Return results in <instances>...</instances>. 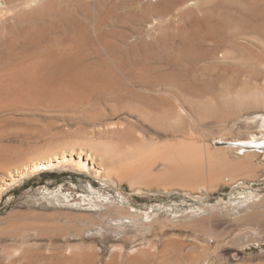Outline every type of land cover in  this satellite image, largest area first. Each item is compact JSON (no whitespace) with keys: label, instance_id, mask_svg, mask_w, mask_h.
<instances>
[{"label":"rangeland","instance_id":"374dc122","mask_svg":"<svg viewBox=\"0 0 264 264\" xmlns=\"http://www.w3.org/2000/svg\"><path fill=\"white\" fill-rule=\"evenodd\" d=\"M42 1L0 24V264H264V155L245 183L214 186L206 157L264 138V0ZM59 82H71L70 95L50 94ZM176 102L188 116L175 127ZM88 141L207 153L170 179L171 167L154 164L160 191L104 182L91 162V172L45 169L9 183L33 159Z\"/></svg>","mask_w":264,"mask_h":264},{"label":"bare ground","instance_id":"6f19581e","mask_svg":"<svg viewBox=\"0 0 264 264\" xmlns=\"http://www.w3.org/2000/svg\"><path fill=\"white\" fill-rule=\"evenodd\" d=\"M15 1V0H14ZM42 0H23V3L18 6V7H14V9L12 8H8V3L7 2H3L0 0V24H2V26H4L3 23H6L8 22L9 20L12 21L13 20V13L15 10L16 12H18L19 10H22V12L24 11H30L32 9H34ZM44 1V0H43ZM42 1V2H43ZM174 1V0H173ZM176 1V0H175ZM195 1V0H194ZM198 1V0H197ZM196 1L195 3V6L198 4ZM201 1V0H200ZM204 1V0H202ZM7 3V4H6ZM49 3V2H47ZM46 3V4H47ZM172 3V2H171ZM188 3V2H187ZM191 3V2H190ZM200 3V2H199ZM206 4V2H204ZM203 3V4H204ZM14 4V2H13ZM53 4V3H52ZM202 5V3H200ZM12 5V4H11ZM19 5V4H17ZM51 5V4H50ZM174 4H172L173 6ZM192 5H194L192 3ZM53 6V5H52ZM167 6H170V5H167ZM191 6V5H190ZM198 6V5H197ZM196 6V8H197ZM204 6V5H202ZM11 7V6H10ZM48 7H49V4H48ZM55 7V6H54ZM53 7V8H54ZM193 7V6H192ZM44 8V7H43ZM202 8V7H201ZM42 9V8H41ZM49 9V8H48ZM200 9V8H199ZM38 10V9H37ZM190 11V10H189ZM196 11V10H194ZM45 12V11H44ZM184 12V11H182ZM201 12V11H200ZM13 13V14H11ZM22 14V13H20ZM19 14V16H20ZM31 14V13H30ZM12 15V16H11ZM17 15V13H16ZM15 15V17H16ZM12 18H11V17ZM18 16V15H17ZM18 16V17H19ZM17 17V19H18ZM25 17V16H24ZM12 19V20H11ZM15 18V20H17ZM25 19V18H24ZM29 19H32V18H29ZM24 21V20H23ZM22 21V22H23ZM30 22V20H29ZM9 23V22H8ZM208 24V23H207ZM25 25V23H24ZM198 25V24H197ZM77 26V25H76ZM75 26V27H76ZM205 27V26H204ZM208 27V26H207ZM214 27V25H213ZM215 28V27H214ZM1 29V28H0ZM199 29V28H198ZM203 29V28H202ZM212 29V28H211ZM70 30V29H69ZM210 32V30H209ZM2 37V36H1ZM70 55V54H69ZM61 56V55H60ZM66 56V55H65ZM89 56V55H88ZM86 57V56H85ZM40 58H43V57H40ZM87 58V57H86ZM106 58V57H105ZM36 60V59H35ZM50 60V59H49ZM74 60V59H73ZM110 60V59H109ZM39 61V60H38ZM28 62V61H27ZM26 62V63H27ZM77 62V61H76ZM84 62V61H83ZM100 62V61H98ZM30 64V63H29ZM24 65V64H23ZM39 65V64H38ZM91 65V63H90ZM98 65V64H96ZM260 65V64H259ZM22 66V65H20ZM77 66V65H76ZM105 66V65H104ZM264 66V64H263ZM70 68V66H68ZM89 67V66H88ZM12 68V67H11ZM10 68V69H11ZM14 68V67H13ZM12 68V69H13ZM29 68V67H28ZM32 68H34L32 66ZM66 68V67H65ZM64 68V69H65ZM68 68V69H69ZM80 68V67H79ZM24 69H25V66H24ZM22 69V70H24ZM85 69V68H84ZM83 69V70H84ZM97 69V68H96ZM102 69V68H101ZM17 70V69H16ZM18 70H20V68H18ZM17 70V71H18ZM28 70V69H27ZM4 71V73L6 72V75H7V71L6 70H2ZM1 71V72H2ZM15 71V70H14ZM36 71V70H35ZM34 71V72H35ZM66 71V70H65ZM75 71V70H74ZM74 71H71V73L73 74ZM82 71V70H81ZM85 71V70H84ZM97 71V70H96ZM13 72V71H12ZM21 72V71H20ZM32 71L29 70V73H31ZM32 72V73H34ZM70 72V71H69ZM78 72V69L77 71ZM99 72V71H98ZM9 73V72H8ZM16 74V72H14ZM52 73V72H51ZM57 73V72H56ZM83 72L80 73V75L82 74ZM1 74V73H0ZM12 74V73H11ZM153 74V73H152ZM31 75V74H30ZM36 75V74H35ZM76 75V74H75ZM74 75V76H75ZM99 75V74H98ZM111 75V74H110ZM47 76V75H46ZM73 76V75H72ZM77 76V75H76ZM159 76V75H158ZM33 77V75H32ZM57 77V76H56ZM64 77V76H63ZM71 77V75H70ZM2 75H0V84H4L5 85V82L4 81H1L2 79ZM27 78V77H26ZM30 78V77H29ZM35 78V77H34ZM45 78V77H44ZM61 78V77H60ZM77 78V77H75ZM96 78V77H94ZM93 78V79H94ZM105 78V77H104ZM154 78V77H153ZM156 78V77H155ZM33 79V78H32ZM81 79V77H80ZM85 79V78H84ZM36 80V79H34ZM109 80V79H108ZM27 81V80H26ZM62 81V79H61ZM156 81V80H155ZM35 82V81H34ZM55 82H56V78H55ZM54 82V83H55ZM79 82V81H78ZM82 82V81H81ZM41 83V82H40ZM43 83V82H42ZM71 82H67L65 85V83L63 82H59L57 84L56 87L52 88V92H50L51 95H53V93H58L59 91H62V94L63 95H67L68 96V92L66 91L67 90V87H68V84H70ZM76 83V81H75ZM106 83V82H105ZM157 84V82H156ZM155 84V85H156ZM171 84V83H170ZM35 85H37L35 83ZM75 85V84H74ZM40 86V85H39ZM52 86V85H50ZM78 86V85H77ZM106 86V85H104ZM32 89V88H31ZM30 89V90H31ZM34 89V88H33ZM54 89H57V90H54ZM71 90V88H70ZM74 90V89H73ZM78 91V89H77ZM83 91V90H82ZM2 92V90H1ZM1 92H0V96H1ZM177 93V92H176ZM55 94V95H56ZM71 94V92H70ZM69 94V95H70ZM170 94V93H169ZM174 94V93H173ZM60 96V95H59ZM67 96H64L67 97ZM173 96V95H172ZM176 96V95H175ZM70 97V96H69ZM82 98V97H81ZM30 99V98H29ZM173 99V98H172ZM75 100V99H74ZM174 100V99H173ZM2 102V101H1ZM21 102V101H20ZM60 102V101H59ZM63 102V101H62ZM61 102V103H62ZM74 102V101H73ZM3 104V102H2ZM69 104V102L67 103ZM141 105V104H140ZM143 105V104H142ZM148 105V104H147ZM159 106V105H157ZM182 105L179 104V102L177 103H174L172 104L171 108H168L169 109V113H168V109H167V120H169V122H171L172 126L173 124H175V127L178 126L176 122L178 119L182 118V117H185V116H188V113L186 112V110L181 107ZM1 107V106H0ZM3 107V106H2ZM5 107V106H4ZM149 107V106H148ZM155 107H156V104H155ZM138 108V107H137ZM1 109V108H0ZM147 110V109H146ZM162 110V108H161ZM153 111V110H152ZM138 112V110L136 111ZM142 112V111H141ZM150 112V111H149ZM145 113V112H144ZM146 113L148 114V111H146ZM151 113V112H150ZM141 114V113H140ZM143 114V112H142ZM165 114V113H164ZM146 116V114H144ZM151 115V114H150ZM159 115V114H158ZM161 116V115H160ZM164 115H162L163 117ZM165 120V119H164ZM166 121V120H165ZM180 122V121H179ZM170 124V123H169ZM122 125V124H121ZM170 125V126H171ZM114 126V125H113ZM119 128V126L117 127V129ZM121 128V127H120ZM118 129V130H122V129ZM123 128V127H122ZM170 128V127H169ZM262 128L264 129V123H263V126ZM106 129L107 128H104L103 132L107 133L106 132ZM109 129V128H108ZM115 129H116V126L115 127H112L111 130L112 132L114 133L115 132ZM110 130V132H111ZM172 130V129H171ZM173 131V130H172ZM111 132V134H112ZM134 134V132H133ZM131 138V137H130ZM136 138V136H135ZM140 139V138H139ZM144 139V138H143ZM77 141V140H76ZM136 141H139V140H136ZM188 141V140H187ZM82 142V141H80ZM79 142V143H80ZM84 142V140H83ZM88 142H92V141H88ZM87 142V143H88ZM98 142V141H97ZM191 142V141H190ZM229 142V141H228ZM238 142H240V144H238ZM87 143H83V144H87ZM95 143V144H94ZM92 142V144H89L88 145H84L86 146L85 148H83V145H81L82 148H79V145L76 146L78 147L77 149H75L76 147H72L71 151L68 152V150L65 152V150H61L62 153H56V154H51V153H48L47 155H42L43 158L39 159L38 160H35L33 159V161H31L27 167L25 166L24 169H22L23 171H18L16 172V174L13 172L9 174L8 176V181L9 183L11 184H17L19 181L18 180H21L23 179L24 177H29V176H32L34 174H37V173H40L41 171L43 170H55V169H61V168H68V169H72V170H77L79 172H91L93 168H90V165L88 164L89 162L92 163V167L93 165H98L99 167V173L95 172L96 175L98 176L99 179H102V180H105L104 182H111V181H117L119 184L122 183V182H125L124 180H131V182H137V183H142L143 186L142 188H137V190L139 192H142V189L143 187L145 188L143 182H146L147 186L148 187V184L149 185H155L158 187V191H160V186L163 185V180L162 179H166V177L162 176V175H159V174H154V171H153V166H155L154 164H156L157 162H161V163H164V164H167L168 167H171L170 169V172L169 174L167 175L168 178L170 179L171 176L177 174L176 173V168L180 163L184 164L185 161L189 162L190 160H193L196 161V162H199V158L201 159H205V155H203L204 150H206V148L204 149V147H202L204 150V152L202 153V148L200 150V153L202 156H204V158L201 156L198 158V156L193 157V155L191 154L192 152H194V150L192 149V152L191 153H188V151H191L189 148L188 151H186L185 153L184 152H179L176 148V146L172 145V144H167L166 146L162 145L160 146L159 149H155L154 146H156V144L154 146H152V148H146L145 145H135L134 143V147H129L131 145L128 146V147H125V146H121V145H125V144H121V145H116V143H112V142H103L101 141V143H96V142ZM133 143V142H132ZM138 143V142H137ZM136 143V144H137ZM139 143H141V141H139ZM180 142H178L179 144ZM232 143V142H231ZM233 143H236L234 146H228L227 148H223V150H220L216 153H212L213 151L210 152V150H207L209 151V153H207V161H208V166L209 168H212L213 169V172L210 173V185H213L214 184L216 185L218 182H221V180L224 178V176H228L229 177V181L232 183V184H240V181L242 179H240L241 177H248V176H251L252 177L257 173L258 171V166L257 164L255 163V159L259 158V157H262L264 155V138L262 139H248V140H237V141H233ZM82 144V143H81ZM127 144V143H126ZM129 144V143H128ZM127 144V145H128ZM142 144V143H141ZM176 145V144H175ZM183 145V144H182ZM187 145V144H186ZM149 145H147L148 147ZM158 146V145H157ZM156 146V147H157ZM179 146V145H178ZM177 146V147H178ZM188 146V145H187ZM159 147V146H158ZM183 147V146H182ZM192 147V146H190ZM154 148V149H153ZM184 149V147H183ZM197 149V148H196ZM195 149V150H196ZM224 149L226 150V152H232L234 154H241L236 160H230L229 158H223L222 156H220V153L224 152ZM181 150V149H179ZM68 152V154H67ZM225 152V153H226ZM198 153V154H200ZM211 153V154H210ZM231 153V154H232ZM197 154V153H196ZM205 154V153H204ZM76 155L77 156V160H74L73 159V156ZM198 158V160H197ZM35 160V161H34ZM206 160V159H205ZM187 162V163H188ZM190 163V162H189ZM185 163V165H189ZM192 163V162H191ZM190 163V165H192ZM180 165V164H179ZM189 165V166H190ZM117 166V168H115ZM193 166H196L193 164ZM192 166V167H193ZM198 167V166H197ZM167 172V171H166ZM241 176V177H240ZM25 179V178H24ZM227 178L225 177L224 180H226ZM246 179V178H244ZM247 180V179H246ZM245 180V181H246ZM228 181V180H227ZM228 181V182H229ZM243 181V180H242ZM253 181V180H252ZM130 182V183H131ZM224 182V181H223ZM244 182V181H243ZM225 183V182H224ZM245 183V182H244ZM244 183H242V187L244 185ZM136 184V183H135ZM9 184H7V181L5 180H2L0 181V198L1 196L4 194L5 192V189H7ZM134 185V184H132ZM137 185V184H136ZM229 185V183L227 184ZM245 186V185H244ZM246 187V186H245ZM248 187V186H247ZM246 187V188H247ZM133 188V187H132ZM210 188V187H208ZM148 189V188H147ZM165 189L166 191L168 190V188H163ZM204 191V193L206 194L207 193V189H202ZM249 190V189H248ZM169 191V190H168ZM260 195L257 194L256 192L251 194L250 197L247 198V201H250V200H255V201H258L259 200V197ZM261 199V198H260ZM254 201V202H255ZM120 210V209H119ZM125 212V211H124ZM123 213V212H122ZM134 214H130L128 212V214L126 213L125 215V218H130V217H133ZM123 217V215L121 216ZM119 219V218H118ZM121 219V218H120ZM117 220V219H116ZM123 225V224H122ZM121 228V226H120ZM69 251V250H67ZM136 251V250H135ZM71 252L74 253V251L70 250L69 252H67V254L69 253V255L71 254ZM95 253V251H93ZM133 252V251H132ZM18 253V252H17ZM16 253V254H17ZM72 253V254H73ZM93 255H96L94 254ZM15 254V255H16ZM134 254V253H133ZM13 255V254H12ZM19 255V254H18ZM9 259V258H8ZM10 261V260H9ZM15 261V260H14ZM12 262V261H10ZM8 263V262H7ZM9 264V263H8Z\"/></svg>","mask_w":264,"mask_h":264}]
</instances>
